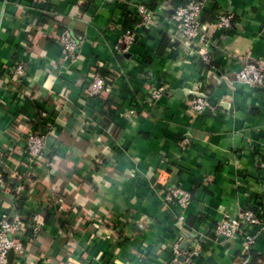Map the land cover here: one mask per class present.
I'll list each match as a JSON object with an SVG mask.
<instances>
[{"label":"crops","instance_id":"0c3cea01","mask_svg":"<svg viewBox=\"0 0 264 264\" xmlns=\"http://www.w3.org/2000/svg\"><path fill=\"white\" fill-rule=\"evenodd\" d=\"M187 1L0 0V216L25 223L11 264H163L176 245L185 264H238L244 237L213 228L246 209L264 220V87L234 84L240 57L264 61V0H198L213 64L190 54L171 22ZM223 12L234 16L230 33L215 29ZM64 28L85 37L73 61L58 42ZM128 28L136 42L113 53ZM17 65L25 76L13 79ZM94 74L111 95L88 97ZM203 94L213 107L198 115L190 102ZM40 130L52 162L29 166L24 141ZM171 185L190 193L186 210L164 204ZM252 233L261 264L264 226Z\"/></svg>","mask_w":264,"mask_h":264},{"label":"built area","instance_id":"2783aa9c","mask_svg":"<svg viewBox=\"0 0 264 264\" xmlns=\"http://www.w3.org/2000/svg\"><path fill=\"white\" fill-rule=\"evenodd\" d=\"M204 6L198 0H189L187 4L177 5L172 14L171 22L180 35L181 41L186 44L190 54L199 57L204 64H211L213 58L210 55L212 33L210 28L202 22ZM137 13L142 24L148 28H154L157 22L154 12L145 5H138ZM215 29L223 33H230L236 28L234 16L229 12L220 13L214 23ZM135 29L128 28L123 31L112 45L115 54L126 53L136 42ZM66 59L72 61L79 55L85 43L84 36H74L69 28H64L58 38ZM241 68L235 73V85L245 87H264V61L251 60L247 57H240ZM14 76H25L24 68L21 65L15 66L12 70ZM14 80H11L13 83ZM8 83V82H7ZM164 87H156L150 91L151 98L159 101L164 96ZM113 92L107 80L99 74H94L90 78L89 95L91 100L99 99L105 93L108 96ZM213 107V102L209 95H198L190 102V110L198 115H203ZM49 134L43 130L33 132L25 138V152L23 162L29 166H36L46 162L50 165L48 157ZM1 165V162H0ZM6 186V179L3 170L0 168V191ZM165 205H177L181 210H186L192 197L190 193L176 186H165L162 191ZM264 226V220L252 209H246L238 217H224L214 225V233L219 238L238 241L242 236L241 257L238 264H258L252 256V249L256 243L257 236L252 233L253 228ZM25 223L20 214L11 215L4 212L0 216V264H11L9 254L11 251L20 253L23 251L21 239L24 238ZM175 256L163 261V264H185L189 260L185 256L187 253L181 252L176 245ZM261 264H264L261 263Z\"/></svg>","mask_w":264,"mask_h":264},{"label":"trees","instance_id":"16d2710c","mask_svg":"<svg viewBox=\"0 0 264 264\" xmlns=\"http://www.w3.org/2000/svg\"><path fill=\"white\" fill-rule=\"evenodd\" d=\"M188 1H189V0H188ZM188 1H187L186 3H183V5L187 4ZM71 32H72V31H71ZM72 33H73V32H72ZM73 35H74V36H79V34H76V33H73ZM81 36H82V35H81ZM212 64H213V63H212ZM21 200H22V202H23L24 199H20V201L17 202V203L19 204V206H21V204H22ZM20 209H21V208H20ZM20 209L17 207V211L20 212ZM31 231H32V230H29V229H28L27 234H26V236H27V237L29 238V240H30L29 244L32 243V239H33V234H32ZM23 242H24V241H23ZM25 243H26V242H25Z\"/></svg>","mask_w":264,"mask_h":264}]
</instances>
